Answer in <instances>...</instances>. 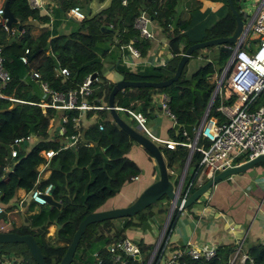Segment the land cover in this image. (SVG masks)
I'll return each instance as SVG.
<instances>
[{"label": "trees", "instance_id": "1", "mask_svg": "<svg viewBox=\"0 0 264 264\" xmlns=\"http://www.w3.org/2000/svg\"><path fill=\"white\" fill-rule=\"evenodd\" d=\"M45 1L46 9L50 11L41 15L40 9L30 8L27 0H0V8L3 10V4L6 3L13 18L9 24L5 23L8 29L13 30L11 35L5 31L0 22L2 68L9 76L8 81L4 84L0 83V204L5 206L4 212L11 210L13 208L11 200L17 190L21 189L27 193L33 188L36 174L40 166L45 163L42 152L58 149L56 155L46 162L44 171L48 173L47 177L38 183L40 188L51 183L50 196L58 205L44 204L46 206H39L35 210L32 202L24 201L26 204L24 223L13 225L10 229V232L18 235H31L43 255L45 264H57L83 217L88 213L99 211L104 202L113 196L125 181L139 174L140 169L126 156L134 141L110 122L109 113L104 110L97 112L102 119L101 130H98L96 121L87 120L89 123L84 125L87 122L85 121L83 124L80 142L74 147L61 148L63 136L73 132L72 125L70 122L66 125L64 135L53 131L54 121L51 119L56 112L52 108H41L37 105L43 101L40 97L42 92L38 84L30 78L28 71L30 69L37 71L40 80L45 82L49 89L62 93L76 89L85 76L94 73L95 78L91 82L92 93L88 101L95 105L103 104L113 86V83L107 81L101 72V59L107 54L108 46L119 47L120 44L130 40L139 56H144L150 47L147 39L141 38L133 27L134 19L142 10H145L165 34L167 50L172 56L161 65H141L133 71L117 62L114 66L115 72L127 81L158 82L167 79L173 74L180 55L189 45L230 35L234 29V18L226 0H205L219 3L217 11L221 15L224 14L220 18V23L216 22V28L211 30L212 33L209 31L208 37H205L199 34L204 11L200 12L201 5L196 0H190L191 3L186 0L189 8L184 18L179 16L183 0H126L125 5H122L120 0H110L106 8L81 19L77 29L60 33L57 30L59 20L65 17L70 8L77 6V0ZM231 2L238 12V0ZM2 18L1 15L0 20ZM50 19L51 24H48ZM167 25L171 26V30ZM218 25L222 26L223 30H218ZM116 33L118 41L114 43L113 34ZM101 42L106 44L104 48L98 47V43ZM209 48L211 47L193 50L177 80L168 86L157 89L124 88L116 92L114 103L116 106L128 107L148 115L154 104L153 95L164 93L168 96L169 110L174 115L176 124H195L196 116L201 117L206 108L214 85H207L199 79L201 74L204 76L211 72V69L207 71L204 65H198L188 70L187 62L191 57L203 59ZM24 49H28L26 64L19 60ZM216 51L212 64L220 74L229 54ZM58 67H65L68 70L69 74L66 78L56 76L55 71ZM24 89L30 94L27 99L22 98ZM232 99L233 97H230L226 101H221L215 96L208 115L214 117L217 123H221L224 117L216 108L220 103L229 104ZM20 100L24 102H19ZM46 100L47 96L44 101ZM262 103H264V94H261L257 100L258 105ZM63 114L70 121L75 113L65 111ZM131 123L133 122H128L130 126ZM168 133L172 141L189 142L181 135L180 129L176 134L172 129H169ZM27 136H32L30 140H34L31 148L23 151L22 141L19 147H15L16 156L5 161L9 156V145L12 141ZM196 145L206 147L208 142L199 136ZM159 150L166 169L173 171L175 166L179 169L183 165L188 147L177 145L174 149L162 147V150ZM145 153L152 159L146 151ZM200 157L201 154L193 150L188 161V167L194 168L189 177L187 176L188 182L191 180L193 183L190 193L197 186L196 174L193 172L197 169ZM5 163L10 170H2ZM258 164L264 165L261 162L256 165ZM171 175L168 172L169 180ZM152 205L131 217L88 224L77 242L69 264H118L111 261L105 246L125 238V230L144 225L145 220L151 218L155 212L151 209ZM159 210L157 208V211ZM177 214L176 210L172 211L165 229V237L169 234V230L174 228ZM4 215L5 213L0 216ZM56 225L61 227L55 233ZM50 226H54L53 232L48 234ZM136 243L140 249V260L144 262L143 257H147L152 245L143 243L141 239ZM240 250L247 256L243 262H239L238 259L231 262L235 246L229 243L217 246L214 255L208 259H190L185 256L182 264H264V247L260 243L251 244L243 249L240 247ZM11 255L19 256L22 264H35L24 244L0 243V264ZM97 258L100 260L99 263ZM142 261L127 257L125 264H142Z\"/></svg>", "mask_w": 264, "mask_h": 264}, {"label": "built area", "instance_id": "2", "mask_svg": "<svg viewBox=\"0 0 264 264\" xmlns=\"http://www.w3.org/2000/svg\"><path fill=\"white\" fill-rule=\"evenodd\" d=\"M27 3L30 8L41 9L42 7L40 0H27ZM120 3L125 5L126 0H120ZM238 3V14L242 22V30L237 42L228 46L231 49L228 57V66L232 67V71L224 83H222V78L218 79L216 82L218 86L214 95V97L218 96L221 101H226L233 97L229 104L220 103L216 108L224 117L221 123H217L214 117L208 115L209 110H204L202 118L192 128L195 136L192 139L189 138L186 130L180 128L181 135L188 139L189 142H175L170 139L155 137L146 126L147 119L144 113L127 107L113 105L115 111L125 114L134 123L138 133L148 138L155 145L159 144L166 149H174L175 146L180 145L189 149L191 140H193V150L201 154L197 162V169L193 172V174H196L197 186L223 169L240 165L258 155H264V103L257 104L260 95L264 94V0H238ZM2 13L3 10L0 8V16ZM66 14L79 21L84 18L77 6L70 8ZM151 20L145 12L141 11L133 21V27L143 39L152 37ZM0 22L9 35L13 34V30L8 29L5 25V19L2 18ZM148 24L150 25L149 29H147ZM250 38L257 41L255 48L252 50L250 49ZM119 48L126 50L130 57L137 58L139 56L137 49L132 46L130 40L125 44H121ZM27 55L28 49H24L19 56L21 63L26 64ZM55 72L56 76L61 78H66L69 74L65 67H58ZM28 75L38 84L41 92L47 94V100L41 101L37 105L41 108H52L59 113L56 119L53 117L51 119L54 121L53 131H57L59 135H64L66 125L69 122L72 125L73 132L69 135H64L63 138L61 137V148L74 147L80 142L82 127L87 120L96 121L98 130L102 129V119L99 118L97 112L102 110L108 112V107L105 103L95 105L88 101V97L92 93L91 82L94 79L91 78V75L85 76L76 89L68 90L65 93L49 89L47 84L40 80L38 72L33 69L28 71ZM8 80L9 76L2 68V57L0 54V83L4 84ZM19 102L24 101L20 100ZM168 102V97L162 95L158 101L159 109L173 123H176L174 115L169 110ZM65 111H74L75 114L71 116L70 121L63 114ZM87 114H89L88 117ZM109 120L113 122L111 118ZM199 136L208 142L206 147L196 145ZM30 139H32V136L14 139L9 145V156L5 158V161L16 156L17 150L15 147L20 145L22 141L27 142ZM57 151L58 149H50L42 152L45 163L40 166L36 174L33 188L27 192V200L32 202L35 207L47 204L45 197L50 195L51 183H47L42 188L38 186V183L41 180L42 172L46 169V162L49 158L56 155ZM238 158L241 159L238 160ZM7 169L10 170L8 164L5 163L2 170L5 171ZM136 178V176H133L130 180ZM192 185L193 183L190 180L182 191L181 185H178L177 197L181 203L190 194ZM204 199L205 201L209 200V195ZM173 210L179 213L183 209L181 206L172 207L171 213ZM3 212L4 207L0 204V215ZM169 218L167 219L166 216V221L152 249L147 257H143L145 259L144 262L140 260V249L137 243L132 242L127 237L105 246V250L111 256V261L125 264L127 257L132 258L137 255L138 260L142 261V264H182L185 256L190 259H208L214 255L216 247L207 244L195 247L190 240L185 241L181 246L170 248L168 238L172 229L169 230V234L166 237L164 236ZM11 223L9 219L5 220V223L0 225V231H9L12 227ZM261 245L264 247V239ZM235 246L231 262L234 259L243 262L247 256L240 252L241 243L237 242ZM248 260L251 262V259L248 258ZM97 262H100L98 258Z\"/></svg>", "mask_w": 264, "mask_h": 264}, {"label": "crops", "instance_id": "3", "mask_svg": "<svg viewBox=\"0 0 264 264\" xmlns=\"http://www.w3.org/2000/svg\"><path fill=\"white\" fill-rule=\"evenodd\" d=\"M109 1L110 0H77V7L84 17H90L106 8ZM196 1H198L201 5L200 12L204 11V13L206 9L217 12V9L220 6L219 3H213L205 0ZM40 2L42 5L40 14L45 15L50 11L49 9H46L47 2L45 0H40ZM189 3H191L190 0ZM188 6L187 1L183 0L179 14L181 18L186 17V11L189 8ZM142 11L145 12V10ZM66 15L64 18L59 20L57 30L60 33H68L69 31L78 28L80 21ZM67 21H71L73 26H68ZM48 24H51V19ZM167 28L171 30L170 25H167ZM151 33L152 37L147 39L150 43V47L146 50L144 56H138L137 58L130 57L128 52L124 49H120L119 47L118 49L117 47L109 45L107 48V54L101 59V72L103 73V77L113 84L122 78L114 70V66L117 62H120L133 71L141 65L151 64L158 66L166 62L167 59H170L172 55L167 50V40L165 34L161 32L158 24L152 20ZM117 36L118 34L116 35V38H118ZM114 41L115 40L113 39V42ZM105 46L106 44L104 42L98 43V47L100 48H104ZM202 61L205 62L203 64H207V62L211 64L210 59L201 58V62ZM162 95L166 94L157 93L153 95V107L150 112H148V115L145 114L147 119L146 124L149 131L155 137L160 139H170L168 130L172 129L175 134L179 130L175 132L172 128L174 124L173 121L165 116L159 109L158 101ZM29 96L30 94L28 90L24 89L22 91V98L27 99ZM105 104L107 103L105 102ZM113 104L116 105L114 103V99ZM116 113L118 114L120 111H116ZM110 118L111 117L109 115V119ZM126 119L128 118L126 117ZM129 121L131 120L128 119L125 122L128 124ZM87 123H89V121H87L84 125ZM132 124L134 125V123ZM131 127L138 132L135 125L134 127ZM188 152L189 149L187 154ZM126 156L135 163V165L140 169V172L136 175V179L123 183L118 191L113 196L109 197L99 210H107L129 205L146 186L157 179V169L154 161L147 156L145 151L138 144L133 142ZM188 161L186 163L185 158L183 165L179 168V179L174 185L176 187L180 184L181 191L184 188L183 186H186L188 183V177L190 173H192L189 169L190 166L188 167ZM167 171L172 174L173 179L177 175L176 170ZM47 175L48 173L46 171L42 172L41 180H44ZM185 175L188 179L184 185L183 178ZM250 180L251 177L246 173H238L219 180L207 191L204 196L205 198L209 195V200L205 201L204 198L200 199V201H196V204L194 203L192 207L183 209L179 212L175 220L174 228L168 238L169 247L173 248L175 246H181L187 240H190L195 247H201L205 244L217 247L219 245L229 243L235 246L237 242H240L243 249L251 244H261L264 239V181L256 179L254 181L255 185L252 187L250 185ZM21 201H27V193L19 189L17 190L15 197L11 200L13 208L7 211V213L0 218V225L4 224L5 220H8V218H12L9 214H16L17 212L20 213L22 211L20 208ZM3 207L5 208V206ZM20 215L21 221L19 224L24 223L25 219V214L21 212ZM166 216L167 215L164 216L162 223L160 224L156 220L152 219L153 225L160 229L159 233L166 221ZM131 232L133 233L131 237H136L135 241L133 240L134 242L141 239L143 243L151 244V239L147 235H140L134 230L129 231V233ZM126 233H128V230H125V237H128Z\"/></svg>", "mask_w": 264, "mask_h": 264}, {"label": "water", "instance_id": "4", "mask_svg": "<svg viewBox=\"0 0 264 264\" xmlns=\"http://www.w3.org/2000/svg\"><path fill=\"white\" fill-rule=\"evenodd\" d=\"M228 5V9L234 18V29L230 36L228 37H216L212 39H208L202 42H197L192 45H189L184 52L180 55L179 60L176 63L175 70L173 74L165 80L158 81V82H144V81H127L123 78L117 80L108 96H107V107L109 115L114 122V124L124 131L130 139H132L135 143L140 145L153 159L156 169H157V179L146 186L138 195L137 197L127 206L112 208L107 210H99L95 212H91L86 214L83 219L78 223L71 241L69 242L63 256L61 257L60 261L57 264H69L72 260V255L77 245V242L85 230V227L93 222H99L107 219H116L121 217H131L136 213L140 212L144 208L152 205L160 198L165 197L169 201V209L167 211V219L171 214L172 207H179L181 206L182 209H186L193 205L198 198L209 190L217 181L227 178L231 175H235L238 173H242L243 171L247 170L248 168L252 167L253 165L261 162L264 163V155H258L253 159H250L240 165L232 166L226 169H223L216 173L211 178L205 180L202 184L197 186L189 195L188 197L181 203V201L177 197L178 186H173L170 180L168 179V171L165 167V161L163 156L159 150V148L152 143L148 138L143 136L142 134L136 132L131 126H129L114 110L113 108V99L114 95L117 91H121L124 88L128 87H151V88H162L168 86L173 81H176L180 75L181 69L184 63L187 61L188 57L190 56L191 52L195 49L211 47V46H218V50L230 53L231 49L228 47L229 45L235 44L239 35L241 34L242 30V22L238 12L233 8L231 0H226ZM67 16V15H66ZM2 17L5 19V23L9 24L13 18L10 15L6 3L3 4V13ZM72 19V18H71ZM151 20V18H150ZM150 28V25H147V29ZM228 67V59L226 61L225 66L223 67V71ZM223 71L219 75V80L223 76ZM91 78H95V74H91ZM217 83L215 84L212 93L209 97L205 110H209L211 103L214 99L215 92L217 90ZM202 118L196 116V122ZM178 125L176 123L173 124L172 128L177 132L180 128L186 130L189 138H193L195 134L192 132V128L196 125ZM26 143L24 142V145ZM194 142L191 140V144L189 147V152L186 157V162L189 160L190 154L193 150ZM190 171H193V167H189ZM46 203L48 205H58V203L54 202L50 195L45 197ZM61 227V225H56V230ZM0 243H22L27 248V251L34 261L35 264H45L43 255L40 252L39 247L37 246L35 240L31 235H18L16 233L9 231H0ZM133 259L137 260L138 256L135 255L132 257Z\"/></svg>", "mask_w": 264, "mask_h": 264}, {"label": "rangeland", "instance_id": "5", "mask_svg": "<svg viewBox=\"0 0 264 264\" xmlns=\"http://www.w3.org/2000/svg\"><path fill=\"white\" fill-rule=\"evenodd\" d=\"M224 14H220L218 11L217 12H214V11H210L209 9H206L205 10V13L202 15L204 16L203 18V22H202V25L199 27V34L200 36H205V37H208V33L212 29L216 28V24L220 23L219 21H221V17L223 16ZM218 21V22H217ZM217 22V23H216ZM67 25L72 27L73 24L71 21H67ZM75 28V26H74ZM217 29H222V26H217ZM223 30V29H222ZM214 34V33H213ZM116 34H113V39L115 40L114 43H117L116 40H118V38H116ZM250 36V34H249ZM118 37V36H117ZM116 38V39H115ZM256 43L257 41L256 40H253L250 38V49H254L255 46H256ZM118 48V47H117ZM119 49V48H118ZM216 50H218V46H211V48H209L208 50H206V55L203 59H210L211 60V65L207 62V64H203L205 63L204 61L201 62V60H199L198 58L194 59L195 57H191L188 62H187V69L190 70V69H194L196 66L198 65H204L205 68H207V71L208 69L210 70L211 69V72H208L206 73L204 76L201 74L199 76V79H202L204 81L205 84H213L215 86L216 82L218 81L219 79V75L221 74V72L223 71V69L221 70L220 74H218L215 70V66L212 64V61H213V57L214 55L216 54ZM249 52V51H248ZM232 71V67L231 66H228L224 71H223V76H222V83H224L226 81V79L228 78L230 72ZM208 81V82H207ZM47 94L45 93H42V95H40L41 97V100H45ZM56 112V111H55ZM118 115L124 120V121H127L128 119H126V116L125 114L123 113H118ZM54 119L57 118V112L55 113V116L53 117ZM131 125L134 127V125L131 123ZM147 126V124H146ZM34 143V140H29V142L22 146V150L23 151H28L32 144ZM19 147V145L17 146ZM157 147L159 149L162 150V147L160 145H157ZM241 158H238V160H240ZM237 160V161H238ZM175 170L177 171V175L174 177V180H175V183H173V176L171 175V178H170V182L172 183V185L174 186L177 182V180L179 179V169H178V166L175 167ZM242 173H246L247 175H249L251 177V180H250V185L253 187L255 185L254 181L256 179H261L260 181H264V165L262 164H258V165H253L252 167L248 168L247 170L243 171ZM183 183L185 185L186 181H187V178L184 177L183 178ZM125 182H128V181H125ZM124 182V183H125ZM184 187V186H183ZM211 188V187H210ZM209 188V189H210ZM207 192L203 193L197 201H200V199H203L204 196L206 195ZM21 212L24 214V212H26V204L24 201H21ZM155 204V205H154ZM46 206V205H44ZM161 207V208H160ZM37 207H34V209L36 210ZM157 208L160 209L159 211H157ZM169 208V201L167 198L165 197H162L160 198L158 201H156L155 203H153L151 209H154L155 212H153V216L151 218H148L145 220V222L143 223L144 225H141L140 227H137V228H134V229H129L128 230V233H126V235L128 236L127 238L129 240H131L132 242L135 241L136 237H131L133 235V233H129V231L131 230H134L135 232H138V234H144L147 235L148 237H150L151 239V245L153 247L154 245V242L156 241L157 239V236L159 234V230L156 226L153 225V221L152 219L156 220L157 222L162 223V220L164 218L165 215H167V210ZM21 212L20 213H16V214H9L10 217L12 218H8L12 223V226L15 225L17 226L19 223H20V219H21ZM6 214V212H4ZM2 213V214H4ZM9 213V212H8ZM1 217V216H0ZM15 222H14V221ZM18 223V224H17ZM53 227L54 226H50L48 228V234H51L53 232ZM163 227V226H162ZM154 228V229H152ZM127 232V231H126ZM143 236V237H144ZM134 240V241H133ZM235 252V251H234ZM10 259V260H9ZM9 259H6L3 261V264H22V261H21V258L19 256H16V257H13V255L10 256ZM13 260V261H12Z\"/></svg>", "mask_w": 264, "mask_h": 264}, {"label": "flooded vegetation", "instance_id": "6", "mask_svg": "<svg viewBox=\"0 0 264 264\" xmlns=\"http://www.w3.org/2000/svg\"><path fill=\"white\" fill-rule=\"evenodd\" d=\"M231 35V34H230ZM230 35H228V36H230ZM228 36H226V37H228ZM230 46V45H229Z\"/></svg>", "mask_w": 264, "mask_h": 264}]
</instances>
